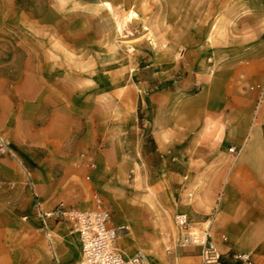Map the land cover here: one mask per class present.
I'll return each instance as SVG.
<instances>
[{
	"label": "rangeland",
	"instance_id": "374dc122",
	"mask_svg": "<svg viewBox=\"0 0 264 264\" xmlns=\"http://www.w3.org/2000/svg\"><path fill=\"white\" fill-rule=\"evenodd\" d=\"M48 1L18 0L26 17L41 21ZM51 1L57 4L49 15L52 25L29 23L23 19L3 27L0 69L4 70V80L10 81L12 73L15 71L16 74L25 66L27 52L15 50V44L20 43L31 53L32 68L40 65L49 68L50 71L42 73L43 81L62 79L69 85V95L74 91L78 93L77 106H71L78 123L81 119L85 126L88 119L96 132L101 130L106 136L123 135L119 125L123 120L133 118V126L127 130L133 132L138 141L141 139L143 146L133 160L129 178L127 170L111 168L108 158L102 157V160L98 159L97 176L85 180L89 165L97 161L96 149L85 153L86 158L78 168L81 173L70 174L65 183L59 181L62 170L51 168L50 175L53 179L56 177V183L52 184L50 205L62 203L85 207L97 194L112 220L118 226L128 228L127 234L115 241L122 242L116 246L123 256L142 254L143 264H199L191 248L176 247V230L172 225L175 202L172 198L162 200L161 187H150L141 181L157 178L161 161L147 128L140 121L146 112L141 98L146 92L161 89L196 93L203 85L194 87L191 82L196 77L201 82L203 70L210 66L209 59L218 56L222 49L263 41L264 0ZM59 20L61 22L57 23ZM11 35H15L17 42ZM115 70L117 73L111 80L118 81L115 86L108 87L105 72ZM124 74L127 78L122 80ZM84 129L82 123L78 125L79 131L74 133L66 149H73ZM4 140L31 172L36 164L27 151ZM0 161L12 168V171L0 168V183L8 188L3 192L7 196L0 198V232L3 233L0 239L4 247L16 258L13 264H54L37 222L22 220L32 214L26 188L25 199L15 198L10 193L14 187L11 177L19 178L24 186V173L8 157L0 158ZM57 164L60 163L57 161ZM209 219L210 222L212 218ZM36 229L39 232L35 237L33 231ZM52 243L59 264H83L69 230L58 228L52 235ZM40 244L44 249L38 248ZM236 250L249 254L255 264H264V246L248 251Z\"/></svg>",
	"mask_w": 264,
	"mask_h": 264
},
{
	"label": "crops",
	"instance_id": "0c3cea01",
	"mask_svg": "<svg viewBox=\"0 0 264 264\" xmlns=\"http://www.w3.org/2000/svg\"><path fill=\"white\" fill-rule=\"evenodd\" d=\"M56 6L49 0L41 21L26 17L18 0H0V36L4 34L5 25L23 19L52 25L49 15ZM11 38L17 42L15 35ZM60 44L62 46L61 38ZM15 50L25 51L27 56L25 66L16 74L14 71L10 81L4 80V70L0 69V137L26 150L36 165L31 172L27 170L29 176L24 177V186L19 178L11 177L14 187L10 193L15 198L25 199L26 188L32 214L22 220L37 222L49 245L51 260L55 255L59 264L52 243V235L58 228L71 232L80 257L81 249L77 235L66 223L48 222L50 238L47 240L40 222L34 217V195L42 209L56 205L49 203L53 196L52 184L56 183V177L53 179L50 175L51 168L62 170L59 181L65 183L70 174L81 173L78 168L86 158L85 153L96 149L97 161L91 163L94 168L86 171L85 180L97 176L98 159L102 157L108 158L111 168L127 170L129 178L133 160L141 152L143 142L127 130L133 126V118L119 125L123 135L106 136L101 130L96 132L88 119L85 126L81 119L78 123V117L71 110V106L78 104V93L74 91L69 95V85L62 79L43 81L42 73L50 71L49 68L43 65L32 68L31 53L20 43L15 44ZM209 63V68L202 72L201 82L197 77L191 82L194 87L203 85L196 93L161 89L142 96L146 112L140 121L147 128L161 161L160 175L150 182L141 181L150 187H161L162 200L172 198L175 202L172 213L186 214L191 229L199 231L209 224L219 252L227 257L240 252L236 249L248 251L264 246V40L256 45L222 49L218 56L209 59ZM58 68L64 69L63 66ZM116 73V70L105 72L108 87L117 83L118 80H111ZM122 77V80L127 78L126 74ZM72 89L77 87L72 86ZM81 123L86 130L79 135L73 149H66ZM229 148H234L237 155L229 153ZM0 168L12 171L10 164L3 161H0ZM4 190L8 188L0 183V198L7 196ZM96 196L100 198L95 194L91 204L78 208L92 209ZM209 218H212L210 222ZM111 223L118 226L112 217ZM38 232V229L33 231L35 237ZM119 243L122 242L114 244L116 248ZM3 244L0 239V264H13L16 258ZM38 248L44 249L43 244ZM192 250L199 259L198 250ZM30 254L34 257L32 250Z\"/></svg>",
	"mask_w": 264,
	"mask_h": 264
},
{
	"label": "built area",
	"instance_id": "2783aa9c",
	"mask_svg": "<svg viewBox=\"0 0 264 264\" xmlns=\"http://www.w3.org/2000/svg\"><path fill=\"white\" fill-rule=\"evenodd\" d=\"M229 153L236 154L234 148ZM8 157L15 162L19 169L29 176L17 154L3 138L0 137V158ZM94 168V164H90ZM88 179V178H87ZM34 217L40 222L47 240L50 238L48 222H64L77 235L83 264H143L142 254L125 257L115 247L118 237L128 232L126 226H114L111 223V214L104 208L102 200L95 197L92 209L65 206L58 203L49 209H42L37 196L34 195ZM24 217L23 220H27ZM176 230V247L178 249L198 250L199 264H255L249 254L234 252L230 256H223L213 240L209 224L202 230H193L186 214L178 213L173 217ZM223 241H226L223 238ZM53 261L57 264L55 255Z\"/></svg>",
	"mask_w": 264,
	"mask_h": 264
}]
</instances>
